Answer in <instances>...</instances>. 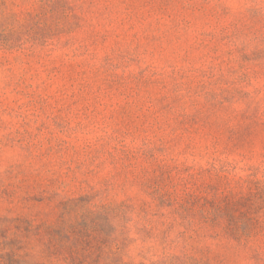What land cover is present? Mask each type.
Instances as JSON below:
<instances>
[{
	"label": "rangeland",
	"instance_id": "rangeland-1",
	"mask_svg": "<svg viewBox=\"0 0 264 264\" xmlns=\"http://www.w3.org/2000/svg\"><path fill=\"white\" fill-rule=\"evenodd\" d=\"M0 264H264V0H0Z\"/></svg>",
	"mask_w": 264,
	"mask_h": 264
}]
</instances>
